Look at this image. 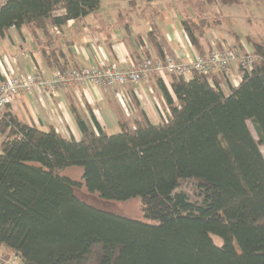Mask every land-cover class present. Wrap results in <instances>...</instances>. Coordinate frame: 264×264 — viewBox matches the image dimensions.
Listing matches in <instances>:
<instances>
[{"label":"trees","instance_id":"1","mask_svg":"<svg viewBox=\"0 0 264 264\" xmlns=\"http://www.w3.org/2000/svg\"><path fill=\"white\" fill-rule=\"evenodd\" d=\"M99 5L5 0L0 38L10 27L26 28L62 71L57 55L63 52L47 49L48 27L79 20ZM205 22L182 18L196 47ZM248 44L256 59L250 69L238 68L240 81L228 85V94L218 72L193 71L188 79L169 75L173 101L150 74L167 105L157 123L138 108L131 122L119 117L117 132L94 131L71 104L81 131L76 140L2 108L0 250L18 264H264V43ZM130 102L137 106L134 97ZM70 166L81 167V185L103 199L139 197L144 220L81 200L80 183L61 174Z\"/></svg>","mask_w":264,"mask_h":264},{"label":"crops","instance_id":"2","mask_svg":"<svg viewBox=\"0 0 264 264\" xmlns=\"http://www.w3.org/2000/svg\"><path fill=\"white\" fill-rule=\"evenodd\" d=\"M5 0H0V4ZM125 0H100L99 8L79 20H68L60 27L49 26L52 46L47 49L61 50L59 64L69 67H91L95 64H116L127 68L142 57H160L165 53L187 62L200 52L207 54L222 46H234L226 37H218L216 29L222 20L212 17L211 6L216 2L204 0H126L128 7L120 4ZM157 2H160L157 4ZM205 4V5H204ZM138 8V10H135ZM142 9V10H141ZM187 15L195 23L206 18L199 46L191 44L182 26V18ZM241 41V39H239ZM233 44V45H232ZM45 46V44H41ZM233 48V47H232ZM245 53H252V50ZM9 66L15 74L40 72L50 76L58 70L40 53V46L26 28L17 30L10 27L0 38V72ZM222 78L219 84L225 94L228 85H237L240 74L234 63L228 69L218 72ZM164 83L173 101L176 97L171 90L169 75H157ZM154 75H148L134 85L122 88L94 87L76 84L58 91L54 95H43L38 91L21 94L5 110L18 120L33 124L42 130L55 129L64 138L80 139L81 131L76 123L71 104L78 107L84 120L94 131L97 127L107 133L119 130V117L131 122L137 109H142L148 118L157 123L166 118L165 97ZM134 97L137 106L130 102ZM1 112V111H0ZM117 132V131H116Z\"/></svg>","mask_w":264,"mask_h":264},{"label":"built area","instance_id":"3","mask_svg":"<svg viewBox=\"0 0 264 264\" xmlns=\"http://www.w3.org/2000/svg\"><path fill=\"white\" fill-rule=\"evenodd\" d=\"M256 55H240L229 46L213 49L207 54H198L192 60L183 62L170 54L162 57H142L132 61L127 68L116 64H95L91 67H70L57 70L50 76L40 72L15 74L10 67H2L3 80L0 82V110L21 94L38 91L43 95H54L58 91L76 84L94 87L122 88L134 85L150 74L174 75L188 79L193 71L225 72L231 63L236 68L250 69ZM0 264H18L15 257L4 258L0 253Z\"/></svg>","mask_w":264,"mask_h":264},{"label":"rangeland","instance_id":"4","mask_svg":"<svg viewBox=\"0 0 264 264\" xmlns=\"http://www.w3.org/2000/svg\"><path fill=\"white\" fill-rule=\"evenodd\" d=\"M106 1L107 0H104V4L106 3ZM201 1L205 3L204 0ZM159 3L160 2H157V4ZM120 4H125L122 7H128V2L126 0L122 1ZM206 7L212 9V17L217 16L223 22L222 25H220V28L216 29L215 34L218 35V37L224 36L227 39L229 38L232 42H234V46L232 47L240 55L246 54L245 50H251L250 44H248V40L264 43V0H239L238 3L229 5L216 2L212 5V7ZM135 10H138V8H135ZM239 39H241V41ZM7 67L9 66H6V68ZM250 127L253 130L251 124ZM116 131H118V129H115V131L112 132ZM262 152L264 154L263 148ZM61 174L68 176L75 181H78L80 185L82 183V169L79 166L67 167L61 171ZM183 188L186 187L184 186ZM75 193L81 200L90 205L109 210L127 217L144 220L141 208V200L139 197L121 201L106 200L99 197L96 193L87 191L83 185L77 187L75 189ZM193 199L194 196L191 195V200ZM214 240L216 243H219L218 239L214 238ZM0 252H2L3 254L6 253L11 257L13 256L10 252H4L3 250H0Z\"/></svg>","mask_w":264,"mask_h":264}]
</instances>
